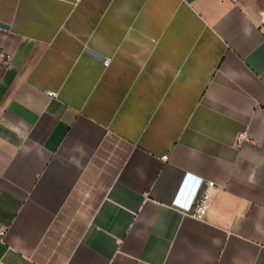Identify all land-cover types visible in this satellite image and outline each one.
Segmentation results:
<instances>
[{
    "label": "crops",
    "instance_id": "0c3cea01",
    "mask_svg": "<svg viewBox=\"0 0 264 264\" xmlns=\"http://www.w3.org/2000/svg\"><path fill=\"white\" fill-rule=\"evenodd\" d=\"M0 23V264H264V0H0Z\"/></svg>",
    "mask_w": 264,
    "mask_h": 264
},
{
    "label": "built area",
    "instance_id": "2783aa9c",
    "mask_svg": "<svg viewBox=\"0 0 264 264\" xmlns=\"http://www.w3.org/2000/svg\"><path fill=\"white\" fill-rule=\"evenodd\" d=\"M9 61V55L6 53L3 45L0 43V65H5ZM108 65V62H105ZM49 97H54L55 94L52 92H48ZM249 138L245 132L239 133L235 137V144L239 146L240 144L247 141ZM167 156H163L162 159L166 160ZM214 187L213 182L207 183V188L204 190L199 198L195 201L191 211L189 212L188 216L195 221L203 222L209 212L210 208V189ZM5 235L4 230L0 231V241H2Z\"/></svg>",
    "mask_w": 264,
    "mask_h": 264
},
{
    "label": "water",
    "instance_id": "95a60500",
    "mask_svg": "<svg viewBox=\"0 0 264 264\" xmlns=\"http://www.w3.org/2000/svg\"><path fill=\"white\" fill-rule=\"evenodd\" d=\"M4 27H5V26H4L3 24L0 23V28H4ZM85 52H86L88 55L94 57L95 59H97V60H99V61H101V62L104 61V58H103L102 56H100L99 54H96L95 52H93V51L90 50V49H86Z\"/></svg>",
    "mask_w": 264,
    "mask_h": 264
}]
</instances>
